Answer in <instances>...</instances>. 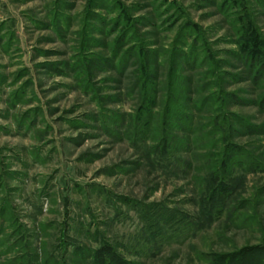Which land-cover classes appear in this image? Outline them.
Wrapping results in <instances>:
<instances>
[{"label":"rangeland","instance_id":"1","mask_svg":"<svg viewBox=\"0 0 264 264\" xmlns=\"http://www.w3.org/2000/svg\"><path fill=\"white\" fill-rule=\"evenodd\" d=\"M248 19L264 54V0H0V264H93L102 244L124 264H264V137L230 119L231 139L262 167H230L231 207L200 225L202 158H144L152 132L134 118V61L116 56L133 29L177 94L218 91L228 118L261 124L252 101L264 90L243 63ZM185 24L199 35L187 48Z\"/></svg>","mask_w":264,"mask_h":264},{"label":"trees","instance_id":"2","mask_svg":"<svg viewBox=\"0 0 264 264\" xmlns=\"http://www.w3.org/2000/svg\"><path fill=\"white\" fill-rule=\"evenodd\" d=\"M244 25H246L248 31L247 35L244 37V43L249 46V52L247 56L245 54L243 63L248 66L251 75L254 73L251 79L253 84L260 85L264 90V54L257 52L256 45H260V41L258 36L253 35L251 30L253 26L250 19H248ZM123 27L126 28L127 25H123ZM194 27L195 25L185 24L180 29L179 35H181V38L185 39V43L183 44L178 35L177 42H179L178 44L180 46L187 48L194 45V42L198 40V32L192 33L190 31V28L193 29ZM126 29L121 32L117 39L116 48L118 52L116 56L120 55L119 58L120 60L122 59L120 61L122 63H120L121 68L126 69L127 65L125 64H127L129 58H133L134 61L132 65V68H135L133 69L134 80L132 88L135 87L138 96V106L134 118L139 121L142 115L147 118L144 120V126H147V130H151V140L153 142L150 150L145 152L143 156L154 164L155 162L161 164L163 160H167L168 163H170L171 158L168 156V151L176 152L179 149L184 153L190 154L192 152L194 157L197 156L200 159L202 158L203 164L201 166L206 170V173L200 178L202 183L199 209L202 218L205 220L199 219V221L201 223L200 225H202L204 222L215 220L222 214L223 210H227L228 206L231 205L229 199L232 198L235 191L233 184L238 180V176H240H231L229 168L233 167L234 164L244 165L242 163L246 162H249L246 163L247 167L252 166L254 169L262 167V163L257 157H252L251 155L248 157V155L245 154L246 150H244V147L233 142L230 132L234 130V133H238L239 131L236 130L237 128L233 126L232 120L230 119H234L235 122H238V125H240V127L242 126L245 132L263 137L264 122L261 124L249 123L248 120H244L243 117L233 113H230L231 118H228V113L224 111L223 102L221 101L219 105L216 104L219 103L221 99L215 98V93L220 95L222 93L212 91L204 95L202 90L206 89V87L195 86L192 88L189 86L186 91L181 90L180 93L177 94L180 89L177 90L175 83H173L174 72L172 73V71H169L164 77L167 78V80L163 83V78L159 75L155 51H150L135 34L133 29L131 31L129 30L128 34L130 35L127 36ZM186 33H190L187 39ZM249 34H251V36ZM191 36L194 38L189 44L188 41ZM199 40L202 42V48L200 50L202 59L213 60V55L205 47L204 40L200 37ZM129 41L133 43H128ZM128 44L131 45L123 49ZM254 46L255 48H253ZM212 62L213 61H211V63ZM201 82L202 85L206 84L204 80ZM182 94L183 97H180ZM189 94L201 96L199 99L200 101L195 102L189 97ZM177 95H179L180 99H178L179 97H177ZM159 96L162 98L161 103L159 102ZM230 96L235 97V95L232 94H230ZM160 104V109L155 110V107H159ZM186 104H190L194 111L192 110V112L189 110V107H185ZM253 104L263 109L264 93L259 98L258 102L252 101V105ZM203 110L208 113L206 116L201 114ZM196 115H198L199 120L194 123ZM180 131L183 133L182 136H178V132ZM198 145L203 146L202 148H205V151L200 153L197 152L201 149ZM175 156L174 154L175 162L182 161V164H186L182 156ZM242 157L243 159L248 157V160L245 161ZM1 213L2 211H0V214ZM247 255L248 254H244L241 258H247ZM93 256V264H124L114 249H111L108 244H102L99 249L95 250ZM226 258H230L229 261H232L231 264H233L236 259L232 256ZM224 260L226 259L221 260V264L225 263ZM236 262L239 261L236 260L234 264Z\"/></svg>","mask_w":264,"mask_h":264}]
</instances>
